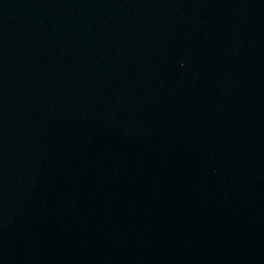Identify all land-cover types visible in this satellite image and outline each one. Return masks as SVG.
<instances>
[{
  "label": "water",
  "instance_id": "water-1",
  "mask_svg": "<svg viewBox=\"0 0 264 264\" xmlns=\"http://www.w3.org/2000/svg\"><path fill=\"white\" fill-rule=\"evenodd\" d=\"M0 264H264V0H0Z\"/></svg>",
  "mask_w": 264,
  "mask_h": 264
}]
</instances>
